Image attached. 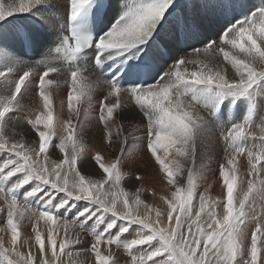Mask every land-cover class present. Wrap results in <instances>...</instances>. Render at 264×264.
<instances>
[{
  "label": "snow or ice",
  "instance_id": "obj_1",
  "mask_svg": "<svg viewBox=\"0 0 264 264\" xmlns=\"http://www.w3.org/2000/svg\"><path fill=\"white\" fill-rule=\"evenodd\" d=\"M48 2L14 0L5 4L0 0V64L5 66L0 77L13 74L17 65L25 66L14 90L0 103V200L6 206L0 212L6 211L11 245L6 247L0 239V257L7 264H61L66 250L81 242L79 233L73 237L69 232L67 217L71 216L82 230L93 223L94 242L87 250L94 254L96 264H117L111 252L113 245L122 246L131 264H264V223L259 218L253 217L256 225L246 252L243 245L249 202L254 193L264 194V180H260L264 136L259 138V150H255L257 138L251 131L254 114L261 106L258 94L264 92V67H256L264 66V0L258 5H249L247 0H186L183 4L179 0H66V20L61 25L64 31L44 59L33 64L10 55L5 50L8 41L20 45L21 55L27 54L23 50L39 52V29L47 22L42 9ZM113 9L110 23L101 28ZM17 13L27 14L30 24H15ZM203 17H223L224 23L213 34L204 28ZM213 50L232 66L237 79H229L199 59L201 52ZM173 52L182 55L174 58ZM40 67L43 71L38 87L45 112L28 121L36 129L38 148L24 141L10 143L4 135L8 114L17 108L18 94ZM90 68L106 74L110 87L99 104V119L106 128L114 111L121 107L122 91L129 94L146 120L147 151L175 188L172 199L163 198L166 210L156 208L154 217L139 190L134 200H129L122 188L119 193L113 191L111 197L107 194L105 185L114 189L124 179L119 157L106 165L97 154L94 159L103 178L86 179L77 169L83 146L75 140L73 126L65 122L67 135L61 136L59 143L53 140V113L44 89L58 86L60 81L46 77L53 73L70 77L71 110L73 100L87 96L91 101L90 89L83 83ZM109 97H116L115 102ZM242 104L247 105L242 120L227 121L230 127L222 134L227 154L226 163L219 169L226 188L221 217L216 211L217 201L203 193L199 194L197 209L194 173L189 169L186 188L177 186L167 157H186L196 133L204 127L202 118L190 110L193 105L208 109L220 122L225 121L230 107ZM41 124L45 130L36 127ZM250 143L253 147H248ZM52 147L64 155L49 167ZM243 155L247 156L250 179L241 193L238 158ZM70 173L78 178L71 183ZM142 204L144 214L137 210ZM25 212L35 220L32 228L38 255L18 250L19 225ZM165 212L166 222L162 219ZM62 217L64 234L60 237L56 226ZM40 221L47 225L46 238L38 227Z\"/></svg>",
  "mask_w": 264,
  "mask_h": 264
},
{
  "label": "rangeland",
  "instance_id": "obj_2",
  "mask_svg": "<svg viewBox=\"0 0 264 264\" xmlns=\"http://www.w3.org/2000/svg\"><path fill=\"white\" fill-rule=\"evenodd\" d=\"M259 2L256 3L258 5ZM29 18V17H28ZM31 19V18H30ZM28 19V20H30ZM217 21L219 22L218 26H215L212 28V31L210 33H215L216 29L224 23L223 17H216ZM211 38V36H209ZM48 43V42H47ZM200 45H197L199 47ZM19 58V57H18ZM31 58V57H29ZM20 60H24L22 58H19ZM172 62V61H171ZM0 66H2L0 64ZM258 68V66H257ZM19 75L15 76L14 81H8L3 80L2 83H0V96L1 94H4L11 86L15 85V81L19 78ZM234 74V77L237 79ZM14 76H11L10 78H13ZM36 77V76H35ZM30 80L34 87L39 88V78ZM87 80L93 82L94 80H91L87 78ZM25 87H22V89ZM102 91L97 92L96 94H91V101L86 106H81L79 108L78 106L72 105L71 110L68 106V93H66L65 100V106L68 108V113L63 117L64 122H69L73 126L74 136L75 140L83 146V150L78 157V163H77V169L81 173V175H85L88 173V168L81 167L83 166L86 159H91L92 161L96 162L94 157L97 153L93 154V151H96L95 147L98 145L99 151L101 152L104 148V158H109L113 162L117 160L119 157V171L124 174V179L121 180L120 184H123V182H127V177H130L136 181V188L135 191H139V194L141 196V193L144 194L142 196L147 197V199L143 200L145 204L150 205L152 208V216H155V209L159 208L158 205H161V210H166L167 205L164 202L163 198L172 199L171 193L175 190V188L172 185H169L167 181H165L162 184V181H156L158 178H162L164 174L160 171L159 165L155 162V159L151 156V154L147 151L146 148V131L144 127L140 128L139 123H137L136 117L140 116L143 117L142 113L138 110L137 106H135L134 102L130 98L129 94L126 92H121L119 94V99H121V103L127 107L128 102L132 101L133 107L130 109L124 108H118L116 111V118L118 119V125H116V129L114 132L108 134L110 132V126L115 127L111 123H108V127L106 128L104 124L100 122L99 119V104L103 97H105L109 91L110 87L105 89V87L102 88ZM14 88L11 90L13 91ZM45 93L49 96L50 102L51 96H50V90L44 89ZM40 90H36L35 93L40 97L39 95ZM100 96L99 104L97 103L98 96ZM122 95V96H121ZM58 98L56 100H63ZM21 99V100H19ZM116 100V97L113 98ZM19 100V101H18ZM80 100L83 102H88L87 96L81 97ZM110 100V99H109ZM258 100L261 101V106L258 107L257 111L254 114V120L253 125L251 128L252 133L257 138L255 142V150H259L260 147V140L259 138L261 136H264V92L258 94ZM18 104H23L25 102V99L23 97L17 96ZM23 102V103H22ZM42 105H40L39 110L44 111V104L41 100ZM190 103V101H189ZM97 112H96V106ZM65 106H62V102H57L55 105V113L61 114L62 110H67ZM199 106V105H193ZM191 107V111L194 113V107ZM200 110V111H199ZM58 111V112H57ZM205 111V114L209 115L208 109L199 106L198 112ZM247 111V105L242 104L237 108L236 106L230 107V115L228 116L229 120H235L237 122L241 121L243 118V115ZM237 112V113H236ZM201 116L205 119L206 125L201 128L200 131H198L195 135L194 143L190 145V148L192 149L189 152V155L191 157V162H189V157L187 158V162L182 161L181 165L185 169H182L181 173H177L174 175L173 179L177 186L180 187H187V176L189 169L192 170V172L195 175V184L196 188L195 191L197 195L194 197V203L198 209L199 207V194L203 193L206 198H209L210 200L217 201V214L219 216H223V203L226 198V188L223 184L222 178L219 174V169L221 165V161L226 160V146L223 147L222 144H225L223 141V133H226L227 129L230 127V123L228 127H224V129H218L215 128L211 122L212 126H209L208 123V116H205L201 114ZM209 117H211L209 115ZM212 118V117H211ZM57 120V117H56ZM59 120V119H58ZM58 120L54 121V125H58ZM116 120V119H115ZM210 120V119H209ZM211 121V120H210ZM260 121V122H259ZM128 122H131L133 125L137 124L136 127H134L133 133L129 134L128 131L125 130L124 125ZM61 123H59L60 125ZM122 125V127H121ZM64 126V125H63ZM59 129L64 132V128ZM117 128H121V132L117 133ZM207 130L205 133L202 131ZM57 136V134H56ZM54 135L53 139H55L57 142L60 139L59 136L56 137ZM108 136H110L108 138ZM58 138V139H57ZM109 139V140H108ZM219 139V140H218ZM105 140H108L105 142ZM60 141V140H59ZM59 143V142H58ZM145 147V148H144ZM248 147H253V145L250 143ZM219 152L224 154L221 158H218L217 163L214 162L216 160L214 159V155L216 156ZM92 153V154H91ZM162 153V152H161ZM64 154H59L57 158H52V160H59L63 158ZM163 155V153L161 154ZM170 156V155H169ZM169 156L167 158H169ZM221 159V160H220ZM174 160V156L170 158L169 161ZM87 161V160H86ZM215 163L217 166H215ZM239 164L241 166H239ZM191 165V166H190ZM188 168V169H187ZM128 175V176H127ZM137 177H140L137 179ZM151 178V180H149ZM250 179L249 176V165L247 162V156L243 155L238 158V190L242 193V191L246 190L247 188V181ZM72 179H70L69 182H71ZM260 180H264V171H261L260 173ZM73 181V180H72ZM244 183H246L244 185ZM244 186V187H243ZM246 186V188H245ZM138 188V189H137ZM114 192L117 191V188H114ZM163 190V191H162ZM113 191H107V194L109 197H111V193ZM135 192L134 195H132L131 200H134L135 195L137 194ZM158 194V195H157ZM60 195H63L62 193ZM259 195V196H258ZM262 198V199H261ZM123 198L121 197V200ZM159 199V200H158ZM130 200V199H129ZM157 202V203H155ZM82 203V202H81ZM122 207V204L120 205ZM0 207H6L4 205V201L0 200ZM136 207L135 205L133 206ZM23 210V209H22ZM140 214H144L146 209L144 205H140L137 209ZM248 211V220L245 225V232L246 236L243 241L244 250L246 252L247 248L250 247V241H251V233L255 230L256 221L253 219V217L259 218L260 222L264 223V194L261 192L254 193V198L250 200L249 207L247 209ZM5 212H0V239H5V246L11 247V245L7 244L10 242V232L8 231L7 227V216ZM30 215V216H28ZM26 216V217H25ZM25 216L22 218V221L19 225V229H21L20 233L22 234L24 230H26L24 227L28 228V231L31 230V233L29 231V234H26L27 238L24 236L20 237V241L18 243V246L21 245L25 249H31L32 247L38 248V246L35 244V233L32 228V224L35 223L33 219L31 218V214L28 212H25ZM166 216V212H165ZM162 217V219L167 220V217ZM2 217V218H1ZM5 217V218H4ZM194 218V217H193ZM26 219V220H25ZM64 220V219H63ZM70 219L67 218V223L70 224V228L76 229L78 231H84V233L89 236L93 242L94 238L92 236V231L94 230L93 227H91L89 224L82 230L78 223L69 221ZM62 221V220H61ZM63 222V221H62ZM23 224V225H22ZM29 224V225H28ZM93 224V223H91ZM25 225V226H24ZM73 225H76L77 227H72ZM31 226V227H30ZM40 230L42 231V236L46 238L47 235V225L40 221V224L38 225ZM62 227L63 230L61 231L59 228ZM98 228V226H96ZM206 227V225H205ZM2 228V230H1ZM57 231L60 235V237H63L64 234V224L58 223L56 226ZM4 229V230H3ZM23 230V231H22ZM61 232V233H60ZM7 233V234H6ZM4 234V235H3ZM3 236V237H2ZM5 236V237H4ZM22 238V240H21ZM132 238V237H127ZM8 240V241H7ZM24 241H27V244L24 243ZM82 241V240H81ZM4 242V241H3ZM21 243V244H20ZM84 244L85 242H80ZM30 244V245H28ZM81 244V245H82ZM87 243H85L86 245ZM92 243H88L85 247H81L80 244H77L73 247H71L69 250H66V253L61 258V264H96L95 256L94 254L87 250L89 245ZM32 245V247H31ZM30 246V248H29ZM105 254H107L108 249L107 246H103ZM82 248V249H81ZM78 250L79 252L75 253V251ZM114 250V251H112ZM57 251H59V248H57ZM67 251H71L72 255H68ZM82 251V252H81ZM116 251V252H115ZM74 252V253H73ZM112 255L114 256V259L117 261V264H131V258L129 255L123 250L122 246L120 248H117L115 245L112 246L111 249ZM79 254V256H78ZM81 254H84L81 255ZM139 253H137L138 255ZM49 253V258H50ZM121 256V258H120ZM66 257V259H65ZM71 259H70V258ZM15 258V257H14ZM119 258V259H117ZM82 259V260H81ZM121 259V260H120ZM76 260V261H75ZM80 260V261H79ZM79 261V262H78ZM85 262V263H84ZM89 262V263H88ZM0 264H7L5 260H3L2 257H0Z\"/></svg>",
  "mask_w": 264,
  "mask_h": 264
},
{
  "label": "bare ground",
  "instance_id": "obj_3",
  "mask_svg": "<svg viewBox=\"0 0 264 264\" xmlns=\"http://www.w3.org/2000/svg\"><path fill=\"white\" fill-rule=\"evenodd\" d=\"M4 2H5V4H7V3H10V2H14V0H4ZM115 2H118V0H114V3ZM179 2L181 4H183V3L186 2V0H179ZM257 2H259V0H247V3L249 5L256 4ZM66 8H67L66 0H49L48 4L43 7V9H42L43 15L46 17V21L47 22L44 24V26L41 29H39V52H37V53L34 54L33 50H30V52H31V56L30 57L31 58H29V57H27L25 55H21L22 49H21L20 45L14 43L12 41H8L7 42V45L5 47V50L10 55H12L14 57H17V58L18 57L19 58H22V59H24L23 61L29 62V63H33V64L37 60L44 59L48 55V53H49L48 50H46V48L48 46L47 45V42L49 44H51V42L56 39L55 37H56V35H58V32L60 31V29H62V27H60V26L62 24H64V22H65V19H66ZM114 14H115V10L113 9V11L110 12L107 15V17L104 19V21L101 23L100 27L103 28L108 23H110L111 16L114 15ZM9 19H13V18H9ZM28 19L29 18L27 16V14L17 13L16 14V18L14 19L13 22L15 24H17V25H19V24H30V22H29ZM202 23L204 25V28L208 32H211L213 27L219 25V22L217 21L216 17H212V18H210V17H203L202 18ZM172 55H173L174 58H178L180 55H182V53L181 52H173ZM199 59H201L202 61L208 63L214 69L219 70L220 72H222L223 74H225L229 79H236L234 77L235 70L232 68V66L230 64H228L227 62L224 61L222 55H219L218 54V50H213V52L208 53V54H205V53L201 52L200 53V56H199ZM81 63L83 64L84 61H81ZM170 63H171V60L168 61V64H170ZM1 65L2 66H0V71H5V66L3 64H1ZM257 66H258V68L264 67V66H261L259 64H257L256 67ZM164 67L166 68L167 67V64H165ZM191 67L192 66L189 65V68H191ZM23 70H25V66L24 65H17L16 71L13 74L7 75L6 77H0V83H2L3 80H6L5 82L14 81L15 76L18 75V74H22ZM42 71H43V68L42 67L38 68L37 71H36V73H34L30 77V80L34 79L35 76H36L35 79L39 78V74L42 73ZM11 76H14V77L13 78H10ZM87 78H89L91 80H94V81L91 82V81L87 80ZM46 79H53V80H59L60 81V83H59L58 86L57 85H51V86H47L45 89L50 90L51 101H52V103H54V104H51V102H50V104H51V110H52V113H53V125H52L53 132H54V135L55 136L57 134V136H59V138L61 139V136H66L67 135V133H63L62 130L59 129L58 127L60 126V128H64L63 125L65 123L64 122L65 120H63V117H65V115L69 111L68 108L65 106L66 103H65V100L64 99L66 98V93L69 92L70 89H71V79H70V77H68L66 75L65 76H59V75L54 74V73L53 74H49V77H46ZM106 80H107L106 74L101 73L100 71H97V70H94V69H91L90 68L89 71H87V72L84 73L83 83L88 86V88L90 89V93L91 94H96L97 92L102 91L103 90L102 89L103 87H105V89H107L109 87V85L106 83ZM13 88H14V86H11V88H9L6 92H4V94H1V96H0V103H2L3 98L6 95H9L11 93V90ZM36 90H40V89L34 87L32 83H29L25 88H23L22 91H21V93L18 94V98L19 97H23V99H25V102L24 103L22 102L23 104H21V103L18 104L17 108L12 113L8 114V118L6 120V126H5V129H4V135L9 140L10 143L11 142H15V141H24L29 147L35 146V147L38 148V136L36 135V129H34L28 123L29 120L35 121V118H36V116L38 114L45 112V110L44 111L43 110H39L40 105H42V103H41V100L42 99L40 97H38V95L35 93ZM62 96L64 97L63 100H56L58 98L62 99ZM100 96L101 95H99L98 96V99H97V103L98 104H99ZM106 96H108V94ZM113 98L114 97H109V99H110L109 101L110 102H115V100ZM19 100H21V99H19ZM58 101L59 102H62V106H65V108H67V110H62L61 111V114L55 113V105H56V103ZM120 102H121V99H120ZM89 103H90L89 101L88 102H83L82 100H79V101L73 100L72 105H74L75 107L79 105V108H80L81 106H86ZM188 104H189V100L186 99L185 100V105H188ZM129 105L131 106V108L133 107L132 101L128 102L127 107L124 106L121 103V107L120 108H124L123 110L130 109V106ZM97 107H98V105L96 106V109H95L96 112H97ZM194 108H195L194 109V115L197 116V117L202 118V121L201 122L204 125H206V121L201 116V114H203L205 116H208L209 126H212L211 125V122H212L213 126L215 128H218V129H224V127H228L229 123L227 121H230L229 118H228V116L230 115V112L228 114H226L225 121L217 122L213 118L209 117V115L205 114V111L198 112L199 106H195ZM117 110L118 109H116L114 111V118L108 121V123H111L112 125L115 126V127L110 126V133L114 132L115 129H116V127H117L116 125H118V119L116 118V111ZM56 117H57V120L59 119L57 126L54 125V121H57L56 120ZM136 119H137V123H139V125H140V128L144 127V129L146 131V120H145V118L138 116V117H136ZM59 123H61V124L59 125ZM136 125L137 124L133 125L131 122H128V123H126L124 125V128H125L126 131L129 132V134H131V133H133L134 127H136ZM36 127L39 128L40 130H45L43 128V125L42 124L41 125H37ZM121 127H122V125H121ZM117 131H118L117 133H120L122 130H121V128H117ZM202 131L205 133L207 130H203L202 129ZM108 134H109V132H108ZM109 137L110 136H108V138ZM53 140H54L55 143H58L59 142V140H58V142L55 139H53ZM108 140H105V142H107ZM222 145L225 148L226 144H222ZM95 149H96V151H93V154H95V153L99 154L102 157V162L104 164L108 165V164L113 163V161L110 160L109 158H104L105 157L104 154H106V153H104V148L101 149L102 151L100 152L99 151V147L97 145L95 147ZM59 154L60 153H59L58 149H56L54 147L50 148L49 159H48V165H49V167H52L53 166V163L52 162L55 161V160H52V158H54V157L57 158ZM42 156H43V154H42ZM172 156L173 155H170L169 158H167V159L170 160V158ZM222 156H224V154H222L221 152H219L216 156L214 155V159L213 160H216L214 162L217 163V161H218L217 159L218 158H221ZM186 157L187 158L189 157V162H191L190 155L188 154ZM186 157H176V156H174V160H171L170 161V165L169 166L173 168V171L175 173H176V171H177V173H181L182 172V169L185 170L182 167L181 163L184 160H185V162H187V158ZM86 160H85L86 163H84L83 166L81 167V169H83V167H87L88 168V173H86L84 175L85 178L86 179H91V180H99V179H102L103 178V175H104L102 169H100L99 166L96 164V162L92 161L91 159H86ZM173 161H178V164L172 163ZM222 163H226V160L221 161V164ZM213 164H215V163H213ZM215 166H217V165L215 164ZM239 166H241V165L239 164ZM127 178H128L127 179V182H125V183L123 182V184H120L117 187L116 190L117 191H120V189L122 188L124 191H126L128 193V198L131 200L132 195H134L135 192H136L135 191L136 181L134 179L130 178V177H127ZM68 179L70 181V179L76 180L78 178H76L74 176V174L70 173ZM72 180H71V182H73ZM149 180H151V178H149ZM156 181H162V184H163L167 180L165 179V176H163L162 178H158ZM239 183L240 182H238V184ZM245 184L246 183H244V185ZM25 187H27V186H25ZM245 188H246V186H245ZM105 190L106 191H113L115 189L111 188L110 185H105ZM142 195H144V194L141 193V199L142 200L147 199V197L142 196ZM82 203H84V202H82ZM155 203H157V202H155ZM158 207L160 209H162L161 205H158ZM28 216H30V215H28ZM67 218L70 219L69 221L75 222L73 220V217L70 216V217H67ZM63 219L64 218L62 217L61 220L63 221ZM33 221L35 222L34 219H33ZM62 221L59 222V223H62L63 224ZM68 225H70V224H68ZM89 225L91 227H93V224L89 223ZM72 227H77V226L76 225H73ZM24 228L26 230H24V232L21 234V236H24L25 238H27L26 234H29V231L31 233V230L28 231V228H26V227H24ZM59 229L61 231L63 230L62 227H60ZM1 230H2V228H1ZM69 232H70V234L73 237H75V234L76 233H79L80 234V237H81V240H82L81 242H85L87 244L90 243V242L93 243V240L89 236H87L84 233V231H78L76 229L70 228V226H69ZM21 240H22V238H21ZM3 241L5 243V239H3ZM85 243L84 244L79 243V244L83 248V247H85L87 245V244L85 245ZM7 244L10 245V242H8ZM28 245H30V244H28ZM6 247H7V245H6ZM31 247H32V245H31ZM29 248H30V246H29ZM18 250L21 253H24L25 255H27L29 252H31L34 255H38V248H36V247H32L31 249H25L21 245H19L18 246ZM112 251H114V250H112ZM77 252H79V251L76 250L75 253H77ZM81 255L84 256V254H81ZM78 256H79V254H78ZM120 258H121V256H120ZM65 259H66V257H65ZM117 259H119V258H117Z\"/></svg>",
  "mask_w": 264,
  "mask_h": 264
}]
</instances>
